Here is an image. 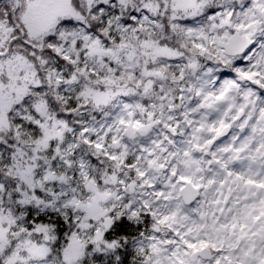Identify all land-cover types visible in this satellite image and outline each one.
I'll return each instance as SVG.
<instances>
[{
	"label": "snow or ice",
	"instance_id": "6c2138e0",
	"mask_svg": "<svg viewBox=\"0 0 264 264\" xmlns=\"http://www.w3.org/2000/svg\"><path fill=\"white\" fill-rule=\"evenodd\" d=\"M0 264H264V0H0Z\"/></svg>",
	"mask_w": 264,
	"mask_h": 264
}]
</instances>
